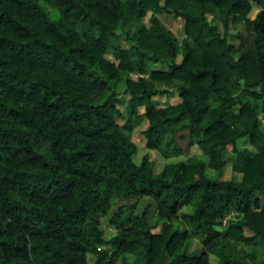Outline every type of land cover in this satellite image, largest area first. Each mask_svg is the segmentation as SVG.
Returning a JSON list of instances; mask_svg holds the SVG:
<instances>
[{"label": "trees", "instance_id": "16d2710c", "mask_svg": "<svg viewBox=\"0 0 264 264\" xmlns=\"http://www.w3.org/2000/svg\"><path fill=\"white\" fill-rule=\"evenodd\" d=\"M47 1L56 18L40 0H0V264H86L87 253L93 264L117 257L156 264L165 256V264H264L235 250L237 242L264 247V128L235 92L241 80L264 116V0ZM213 9L222 34L207 17ZM161 12L181 19L178 61L177 38ZM236 15L250 36L242 49L224 36ZM118 21L133 24L130 51L120 45ZM106 48L116 62L103 56ZM146 61H164L167 69L140 75ZM122 74L124 112L109 82ZM157 82H176L177 100L158 104L152 97L164 89ZM141 116L147 147L175 154V134L185 131L187 144L207 159L189 156L158 171L146 152L135 162V145L117 120L130 129ZM241 136L255 151L234 165L238 178H220V152L227 144L239 151ZM113 195L133 201L117 204L108 218L115 234L104 238L99 216ZM142 196L155 202L152 223L146 203L135 210ZM228 207L240 217L219 230L216 216ZM176 215L185 226L172 224ZM187 236L199 237V246L190 248Z\"/></svg>", "mask_w": 264, "mask_h": 264}, {"label": "rangeland", "instance_id": "374dc122", "mask_svg": "<svg viewBox=\"0 0 264 264\" xmlns=\"http://www.w3.org/2000/svg\"><path fill=\"white\" fill-rule=\"evenodd\" d=\"M162 1V0H160ZM41 4L43 5L44 9L47 11L48 15L52 18H56L58 16L57 10L53 3L47 0H40ZM257 5L251 3L250 9L248 10V15L252 16L256 11ZM157 16L162 20V22L172 31V33L176 36L178 41V48L177 53L175 56V60H179L181 57L180 50H179V42L181 37L183 36V28L182 22L179 17L173 18L171 14L161 12L158 13ZM207 17L210 22L215 23L217 28L219 29L220 33L222 34L223 30L220 24V21L217 17L216 9H213L211 12L207 14ZM141 21L145 24H149V12H147L144 16H142ZM79 28V26L77 25ZM133 29V24L128 23H120L119 21L115 25V31L119 34V41L120 45L124 47L126 50L130 51L131 45L133 41L130 40L128 35L131 33ZM226 39L235 45H238L240 49L248 47L250 45V36L243 28V21L242 17L236 15L234 19L230 22L227 34L224 35ZM103 56L113 62H116V59L113 57L112 52L109 48H106L103 52ZM151 69H167V64L164 61H146L145 63V71L140 73V75L146 76L148 71ZM128 75L132 78H135L138 73L135 72H128ZM111 87L116 92L117 97V107L120 111H125V104L128 97V92L125 89L124 84V74H122L117 79H110L109 80ZM239 86L235 89L236 94L241 99L248 100L253 108L257 111V117L261 121L262 127L264 128V116L260 113V99L257 97H253L247 92H243L240 88H242L243 82L238 80ZM156 85L159 88H163V93H158L154 95L152 98L158 102V104H163L166 102L172 103L177 100L176 95V82L171 84H166L164 82H157ZM213 100L211 103H214ZM236 106V105H235ZM139 111L142 112V107H139ZM118 124L122 131L126 134L129 140L134 143L135 151L132 154V158L135 162H138L141 155L146 152L148 158L153 162V170L158 171L161 169L165 164L171 161L185 159L189 156H197L204 159H207L208 155L202 152L195 144H187L186 142V132H176L175 136L179 143L180 150L169 156H162L158 150L154 148H149L145 145V138L141 133V129L146 125V119L141 116L140 120L137 124L132 126L130 129H126L123 126V120L118 119ZM235 146L236 150L231 149V146L227 144L225 148L220 152V159L223 160V164L220 167L219 177L220 178H228L233 176L238 178L240 176V171L234 168V165H238L241 163L244 158L250 156L254 151V147L250 144L246 136L237 137L235 139ZM206 172L208 174H215L216 170L211 167H206ZM131 202L133 201L132 198L121 200L116 196H111L109 199V205L105 212V214L99 216V226L101 229V235L104 238H108L115 234V227L109 222L108 218L112 214V211L120 202ZM147 204V213L146 218L149 223H152L156 216V205L154 200L150 196H142L137 201V205L135 210H138L143 204ZM181 210H189V205H183L180 208ZM240 217V213L235 211L232 207L226 208L220 214L216 216V224L215 227L219 230H222L226 227L229 222L235 221ZM173 225H177L179 227L185 226L176 215L171 220ZM243 233L245 235H250L252 232L246 227H243ZM189 240V247H196L199 246V237L197 236H187ZM101 251H104L106 254L113 251V245L109 243H100L98 244ZM236 256L242 257L246 260L249 259L250 255L254 257L255 260H260L264 258V247L260 245L258 242H237L235 246ZM126 259L132 261L134 258L133 253L127 252L125 253ZM95 256L92 254H86V264H93ZM209 260H213L214 257L211 253H208ZM167 261V256L163 257L162 261L156 264H165ZM112 264H123L119 257L115 258Z\"/></svg>", "mask_w": 264, "mask_h": 264}]
</instances>
